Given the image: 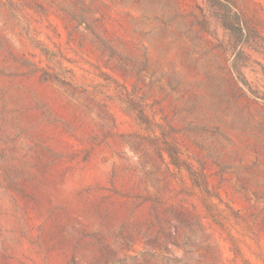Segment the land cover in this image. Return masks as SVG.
Here are the masks:
<instances>
[{
	"label": "rangeland",
	"instance_id": "obj_1",
	"mask_svg": "<svg viewBox=\"0 0 264 264\" xmlns=\"http://www.w3.org/2000/svg\"><path fill=\"white\" fill-rule=\"evenodd\" d=\"M0 264H264V0H0Z\"/></svg>",
	"mask_w": 264,
	"mask_h": 264
},
{
	"label": "trees",
	"instance_id": "obj_2",
	"mask_svg": "<svg viewBox=\"0 0 264 264\" xmlns=\"http://www.w3.org/2000/svg\"><path fill=\"white\" fill-rule=\"evenodd\" d=\"M213 1H214V2L216 1V2H217V0H213ZM171 158H174V157H171ZM174 160H175V159H174ZM174 160H173V161H174ZM174 162H175V161H174ZM174 165H175V163H174Z\"/></svg>",
	"mask_w": 264,
	"mask_h": 264
}]
</instances>
